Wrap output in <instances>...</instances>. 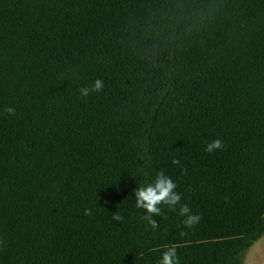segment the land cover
<instances>
[{"label":"trees","instance_id":"16d2710c","mask_svg":"<svg viewBox=\"0 0 264 264\" xmlns=\"http://www.w3.org/2000/svg\"><path fill=\"white\" fill-rule=\"evenodd\" d=\"M161 171L193 228L136 207ZM262 237L264 0H0V264H245Z\"/></svg>","mask_w":264,"mask_h":264},{"label":"clouds","instance_id":"9594fccd","mask_svg":"<svg viewBox=\"0 0 264 264\" xmlns=\"http://www.w3.org/2000/svg\"><path fill=\"white\" fill-rule=\"evenodd\" d=\"M103 81L97 79L91 88L85 87L80 89V94L83 97H88L92 93L103 91ZM8 114H14L15 110L11 107L5 109ZM223 148L222 141L217 139L209 143L206 147V152L209 154L215 150ZM173 164L179 165V160H174ZM177 185L169 177L164 174L163 171L159 172L154 182L147 185H140L134 190L135 205L138 209L146 211V215L143 217L145 221L151 226L153 230L159 227V224L154 217L161 216V206H167L170 211H176L179 206V215L184 217L183 225L187 229H191L196 226L201 217L199 215L191 213V210L187 204H181V196L175 191ZM91 210H85L84 215H90ZM121 217L118 214L113 215V220L120 221ZM182 236L187 235L186 232L181 233ZM158 264H179V258L177 255V249L175 246H169L163 253L158 261Z\"/></svg>","mask_w":264,"mask_h":264},{"label":"bare ground","instance_id":"6f19581e","mask_svg":"<svg viewBox=\"0 0 264 264\" xmlns=\"http://www.w3.org/2000/svg\"><path fill=\"white\" fill-rule=\"evenodd\" d=\"M246 264H264V237L252 247Z\"/></svg>","mask_w":264,"mask_h":264},{"label":"rangeland","instance_id":"374dc122","mask_svg":"<svg viewBox=\"0 0 264 264\" xmlns=\"http://www.w3.org/2000/svg\"><path fill=\"white\" fill-rule=\"evenodd\" d=\"M262 238H263V237H262ZM262 238H261V239H262ZM261 239H260V240H261ZM260 240H259V241H260ZM259 241H258V242H259ZM256 243H257V242H256ZM256 243H255V244H256ZM255 244H254V245H255ZM251 249H252V248H251ZM251 249H250V251H251ZM250 251H249V253H250ZM249 253H248V255H249Z\"/></svg>","mask_w":264,"mask_h":264},{"label":"crops","instance_id":"0c3cea01","mask_svg":"<svg viewBox=\"0 0 264 264\" xmlns=\"http://www.w3.org/2000/svg\"><path fill=\"white\" fill-rule=\"evenodd\" d=\"M247 257H248V255H247ZM247 263V258H246V262H245V264Z\"/></svg>","mask_w":264,"mask_h":264}]
</instances>
